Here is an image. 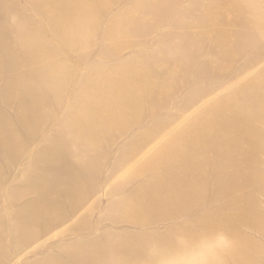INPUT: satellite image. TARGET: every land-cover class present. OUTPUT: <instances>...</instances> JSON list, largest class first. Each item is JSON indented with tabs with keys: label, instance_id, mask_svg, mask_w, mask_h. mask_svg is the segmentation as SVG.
Listing matches in <instances>:
<instances>
[{
	"label": "bare ground",
	"instance_id": "bare-ground-1",
	"mask_svg": "<svg viewBox=\"0 0 264 264\" xmlns=\"http://www.w3.org/2000/svg\"><path fill=\"white\" fill-rule=\"evenodd\" d=\"M113 1H29L50 32L47 39L15 0H0V184L8 182L6 171H12L23 157V136L32 140L47 122L53 127L45 137L46 144L23 169L29 186L6 187L2 192L9 213L8 222L0 220V257L5 255L7 237L17 252L34 248L83 213L75 226L54 237L31 264H164L179 260L181 243L175 225L179 218L190 216L186 229L208 226L233 208L240 211L237 225L245 223L264 238V219L255 202L256 194H264L260 159L264 140L254 129L263 122L264 85L260 84L248 96L235 94L216 109L205 111L153 151L135 174L115 185L112 192L121 197L110 200L102 219L114 232L110 237L106 232L85 241L57 242L81 236L91 203L98 195H107L108 187L153 149L160 136L153 134L152 117L171 112L173 99L193 75L198 82L218 81L225 64L234 63L239 56L257 60L264 54V0H188L186 6L185 0H143L106 19L104 34L98 35L99 23ZM135 10L139 15H133ZM163 26L168 31L157 35ZM155 33L159 52L150 59L140 56L134 64L164 62L162 72L152 69L128 79L124 70L106 73L104 66H92L86 79L77 78L70 63L63 64L56 56L64 50L69 62L86 61L97 38L106 54L115 56L122 47L134 41L145 43ZM212 40L215 46L209 44ZM205 54L216 57L214 65L200 64ZM152 78L161 79L162 86H152ZM70 79L75 82L71 103L57 115L55 110ZM199 95L193 90L192 95L183 96L175 119ZM234 98L241 101L233 108ZM3 106L18 110L15 127ZM229 108H233L232 115L224 112ZM128 127L138 128L131 134L133 144L111 162L115 139L111 130L123 136ZM151 169L156 174L137 180ZM129 185L133 187L125 193ZM205 203L209 204L207 210L200 212ZM164 223L169 225L157 229ZM234 228L230 226V231ZM210 247L201 244L192 249V259L210 264L204 254ZM228 254L235 264H259L264 259V249L241 234ZM179 261L193 264L192 260ZM215 262L227 264L220 255Z\"/></svg>",
	"mask_w": 264,
	"mask_h": 264
},
{
	"label": "rangeland",
	"instance_id": "rangeland-1",
	"mask_svg": "<svg viewBox=\"0 0 264 264\" xmlns=\"http://www.w3.org/2000/svg\"><path fill=\"white\" fill-rule=\"evenodd\" d=\"M18 7L23 9L24 16L31 19L33 22L39 25L40 28L44 30V35L47 39H50V32L45 27L43 20L33 11L31 6L29 5V1L31 0H15ZM206 0H203L205 2ZM143 0H114L101 22L98 26V35L104 34L105 31V20L111 18L113 15L125 11L130 5L136 4L140 5ZM149 3H155L156 0H148ZM189 3L188 0H185L183 6H186ZM134 16L139 15L138 11L135 10L133 13ZM168 26H163L157 30V35H160L166 31H168ZM155 35L148 39L147 42L141 43L138 41H134L130 46H124L120 49V51L115 55L106 54L104 47L100 43V39L97 38L93 41L92 50L89 53V59L86 61H68V54L64 50H59L56 52L57 58L63 63H70V69L73 72L74 76L77 78L86 79L89 75V67L96 66H104L105 72L109 71L118 72L119 70L126 71V78L130 79L135 74H148L153 70L157 72H162L166 69V63L158 62L154 63L152 60L147 62H142L143 65L136 66L134 62L139 59L140 56H144V58L150 59L155 56L159 52V46L155 42ZM230 41H233V37L230 38ZM211 46H215V41L212 40L209 42ZM57 45V44H55ZM264 45V43H263ZM106 54L107 56H103ZM133 60V61H131ZM214 60L216 57H212L210 54H205L201 59V65L210 63L215 64ZM138 64V63H136ZM135 66L132 71L127 72L130 67ZM201 67V66H199ZM177 68L173 69V73H177ZM162 80L158 78H152L150 81L151 85L154 87H161ZM264 85V54L257 60H251L249 56H239L238 59L232 64H225L221 69L220 79L218 81H205L198 82L196 81L195 75H193L188 82L187 86L182 90L180 94H178L173 99V109L170 113H163L160 115H154L153 118V134L160 136L156 145L153 149L141 160L134 163L129 167L127 171H125L121 177H118L116 181L108 187V194L103 196V193L91 203L87 213L88 214V222L85 228L81 231V236H69L66 238H60L57 240L59 243H68L78 238L81 240H88L91 237H99L103 233L108 234L107 237L112 235V228L102 221L106 206H108L110 200H119L121 195L113 194V188L118 182H122L126 180L131 174H135L147 161L149 155L166 144L168 141L174 139L177 135L182 133L185 129H187L200 115H202L205 111L211 108H217L220 104L222 105L224 101L230 99L235 94H238L239 97H245L250 95L253 92V87L256 85ZM75 89V82L72 79L68 80L66 88L63 93L62 101L58 105L55 110V114L57 115L65 112L69 107L72 100V93ZM193 90H198L200 95L197 97L196 101L192 103L189 109L186 111L182 117L175 119V110L178 111L179 107L182 105V98L185 95H192ZM241 99L234 98L231 102V107L239 106ZM233 108L225 109V113L233 114ZM146 110V105L144 106ZM2 111L10 118L13 126H16V119L18 115V110L12 107L3 106ZM263 122L262 124H255L254 129L263 137L264 140V114L262 116ZM52 125L50 123H46L38 134H36L35 138L32 140H27L24 136L23 139L26 141V149L23 154V157L16 165L14 169L7 170L6 175L8 176V182L0 184V220L3 222H8V213L9 210L7 208V198L4 197L2 192L6 187L17 186L19 185L23 188H27L30 183V179L28 176L23 173V169L29 164L30 158L39 153L40 147L46 144L45 137L52 132ZM138 128L136 127H128L125 133L119 135V131L116 129L111 130V135L115 137L113 144L111 145V162L114 161V158L117 157L119 153L124 151L128 146L133 144L134 139L131 138V134L133 131H136ZM229 138L233 136L227 135ZM246 148V145H245ZM262 161V167L264 169V155L260 156ZM4 165L6 162L4 161ZM1 164V165H2ZM155 173V169H151L146 174L139 177L137 180L144 179L146 176ZM106 174V173H105ZM105 174L102 175V180L104 179ZM133 185H129L126 188L125 193L131 189ZM26 202L22 200L21 203ZM256 202V210L258 214L264 219V194H256L255 195ZM96 205V208L94 206ZM208 203L203 204L199 211L204 212L208 208ZM11 208V207H10ZM86 213V214H87ZM227 216L223 218H214L212 223L208 226L203 224H197L191 226V228H184L185 224L190 221V216H183L179 218L175 225L177 230V238L181 243V252L178 255L180 259L192 260L193 264H202L199 260L192 259L191 250L199 247L201 244H205L210 246V249L206 250L204 254L206 255L205 259L210 264H216L215 260L220 255L224 258L227 264H235L232 259L229 258L228 249L231 248L233 243L236 240L237 235H242L246 238H251L257 247H262L264 249V238L257 233L254 232L250 227L245 223H238V219L240 217V211L238 208H233L231 211L227 212ZM84 216V213L74 219L69 225L60 229L54 236L47 239L46 241L40 243L34 248H23L14 250L13 243L7 237L4 240V249L5 255L0 257V264H31L36 262V260L40 256V252L46 249L50 244L49 242L56 236H59L61 233L70 230L73 226H75L80 219ZM169 223H164L158 225L157 229L163 230L167 227ZM230 226L234 228L236 227V232L234 228V232L230 231ZM147 229H142L141 232H146ZM107 240V239H106ZM55 242V241H52ZM217 245V250L214 249V246ZM264 258V257H263ZM176 258L166 261L164 264H183L181 261ZM259 264L264 262V259L258 260Z\"/></svg>",
	"mask_w": 264,
	"mask_h": 264
}]
</instances>
